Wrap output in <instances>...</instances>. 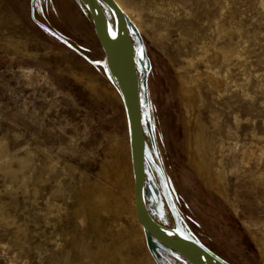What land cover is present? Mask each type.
Wrapping results in <instances>:
<instances>
[{
  "label": "rangeland",
  "instance_id": "374dc122",
  "mask_svg": "<svg viewBox=\"0 0 264 264\" xmlns=\"http://www.w3.org/2000/svg\"><path fill=\"white\" fill-rule=\"evenodd\" d=\"M113 1L126 17L134 49L146 148L143 197L149 213L164 229L179 231L198 244L218 264H264L250 237L257 233L260 238L264 227V87H260L264 84V11L260 1ZM102 8L115 30L114 14L106 5ZM216 22L227 28L228 35L216 33ZM239 30L250 46L246 97L232 91L210 103L222 118L218 128L208 108L200 109L198 117L207 139L224 138L221 154L208 152L213 164L226 173L222 197L212 180L201 177L189 164L177 69L192 58L196 68L203 70L207 58L197 61V51L203 46L210 52L214 47L230 48ZM232 70L239 78L236 67ZM119 157L132 180L126 110L84 3L0 0V206L13 222L0 224V264H67L68 260L78 264L79 243L94 252L96 234L85 216L75 217L77 201L100 182L130 205V189H119L103 177V169ZM154 165L162 174L166 193L152 180ZM167 192L175 214L165 206ZM100 214L106 243L114 242L110 236L120 230L125 238L131 235L129 247L122 249L134 261L144 259L146 249L155 264H188L155 242L130 215ZM112 219L120 222L117 229Z\"/></svg>",
  "mask_w": 264,
  "mask_h": 264
},
{
  "label": "bare ground",
  "instance_id": "6f19581e",
  "mask_svg": "<svg viewBox=\"0 0 264 264\" xmlns=\"http://www.w3.org/2000/svg\"><path fill=\"white\" fill-rule=\"evenodd\" d=\"M259 1H260L261 7L263 8V9L262 8L261 9L264 11V0H259ZM82 3H83V1H82ZM226 9H228V8H226ZM220 19H218V20L221 21ZM213 22H212V24H213ZM222 26H224V25H222ZM222 26L220 25L219 22L215 23L216 33H218V35H222V34L225 35V33H226V35H228V32H227L228 30H226L227 28L224 29ZM231 31H233V30H231ZM112 32L115 34V30H112ZM239 32H240L239 38L230 48L217 49L216 47H214V50L212 52H210V50L205 48L206 46L205 47L203 46V47H201V52L197 51V54L199 53L196 56L197 61L200 58L201 59L207 58V61H204L205 66H204L203 70L196 68L195 61L192 58L191 59L186 58V64H185L186 66H180L177 69L178 78L180 79V89L178 90L179 91L178 94L180 95L179 101H181V104H182L183 109H184L183 112H184V118H185V127H186V132L188 134V141H189L188 146H187L188 147L187 153L189 155V164L201 177L210 178L213 182L212 185H214L218 191L217 193H219V195L222 197L225 196V191H226L225 189H223L224 175L226 173H225V170L223 168H220L221 165L218 167V165L216 166L213 164L214 162H212V159L208 155V152L213 153L215 155L221 154L220 152H221V150H223L222 148L224 146V138H222L223 136L220 138H217L216 136H214L210 139L209 138L207 139L204 135L203 125L200 123V121H199L200 118L198 119V117H200L199 116L200 109L208 108L210 111L211 122H212L214 128H218L219 127V121L222 118L220 119L218 111L216 109L212 108V105L210 106V103H212L215 99L220 97L222 94L224 95L225 93H228V92L233 93L232 91H236V92L238 91V92H240V94L244 98L246 97L245 62H246V58H248V56L246 57V50H247V45H248V44L246 45V42H248V41H246V39L243 37L244 34L242 35V31L239 30ZM220 38H221V36H220ZM247 40H249V39H247ZM217 42H218V39H217ZM230 42H231V40H230ZM205 44H206V42H205ZM253 44H255V43H253ZM199 45H200V43H199ZM218 47H219V45H218ZM226 47H228V46H226ZM263 62H264V60H263ZM232 67H236L237 75H239V78H235V75L233 74ZM185 68L193 69L194 73L192 72L193 73L192 74L190 72L185 71ZM182 70H184V72H186L188 74V79H185L184 76H181L180 71H182ZM260 87H264V84H260ZM220 98H222V97H220ZM222 127H223V125H222ZM228 128H230V127H228ZM221 132H223V131H221ZM227 133H229V129H227ZM227 139H228V137H227ZM225 145H226V143H225ZM232 147H233V145H232ZM128 153H129V148H128ZM242 154H244V153H242ZM145 155H146V148L144 150V156ZM220 157H221V155H220ZM245 157H246V153H245ZM247 158H249V157H247ZM244 160H243V162H244ZM3 161L4 160H2L1 163ZM216 162H217V160H216ZM124 164H125V162L123 163V161L120 157L116 158L114 161V164L111 165L110 168H104L103 167L104 168L103 169V177H104V180L106 179V181H109L110 183H112L113 185L118 187L119 189H122V190L130 189V190H128V191H131V193H130L131 194V200H129L130 205L129 204H128V206L126 205V203L128 201L126 200L125 197L124 198L127 202H125L124 198L119 193L110 190L109 187H107L106 185H103L100 182H96V183L92 184L91 187L89 188V190L86 191L85 195L80 197L78 201L76 200L78 202V205L76 206V216L75 217H82V215H83V216H85V218L88 219V221H89L88 224H89L90 228L93 230V232L96 234L95 237L97 240L96 241L97 242V244H96L97 249L94 252L90 251L87 248V246H86L87 244L82 245L81 243H79L78 245H76V247L78 249V254H79V255L78 254L77 255L81 257V261L78 264H89L90 262L94 263V264H155L154 261L152 260V258L150 257V255L148 254V252L146 251V249H145L146 253H145L144 259H142V260L138 259V260H140L138 262L134 261V259L132 257L127 255L123 251L122 248L125 246L127 247L129 245V241L131 240L130 239L131 235L129 236V238H125L124 236H121V233L124 230L121 231L120 228H119V230L121 232L119 231V233L117 232L116 235L110 236L112 239H114V242L106 243V241L104 240L108 235L106 234V231L104 230L105 228L101 222V219L99 218L100 213H104V214L111 215V216L114 215L115 217H119V218L120 217H126L127 218L130 215L131 217H133L134 219L137 220L136 215H135V210H134V180L133 179L128 180L127 175H126V171H127L128 167L126 168V166H125L126 164L125 165ZM222 166H223V164H222ZM151 173H152L153 178L155 179V181L159 185V187L162 189L163 192L166 193V187L164 184V180L162 178V175H161L159 169L155 165L151 166ZM25 180H26L25 178L22 179L23 182ZM144 180H145V176H144ZM208 182H210V181H208ZM215 188H212V189L215 190ZM123 196H125V195H123ZM224 200H226V199L224 198ZM83 213H85V214H83ZM100 216H101V214H100ZM150 216H151V214H150ZM152 219H153V217H152ZM12 223L13 222H11L4 215L3 207L0 206V224L9 225ZM138 223H139V221H138ZM112 224L116 229L120 226V222L118 223V220H116V219H112ZM139 225H140V227H142L140 223H139ZM137 226H138V224H137ZM168 233L175 238H179V239H183V240H189L188 237H186L185 235H183L179 231H176V232L175 231H168ZM130 234H132V233H130ZM254 234H250V237H251L252 241L256 243L257 251H258L259 255L264 259V249H263V246H264V227H263L262 233L260 234L261 235L260 238H257V236H256L257 233L255 235ZM137 237H139V236L137 235ZM82 238L83 237L81 236L80 237L81 241H83ZM71 239H73V238H71ZM133 240H135V239H133ZM67 258L69 259L68 256H67ZM13 259H15V257H13ZM64 260H65V258H64ZM69 261L70 260H68L67 264H72L71 262L69 263ZM65 262L66 261H64V263ZM62 263H63V261H62Z\"/></svg>",
  "mask_w": 264,
  "mask_h": 264
},
{
  "label": "water",
  "instance_id": "95a60500",
  "mask_svg": "<svg viewBox=\"0 0 264 264\" xmlns=\"http://www.w3.org/2000/svg\"><path fill=\"white\" fill-rule=\"evenodd\" d=\"M92 21L95 37L104 53L105 65L120 91L126 110L134 180V210L143 230L162 247L188 264H218L198 244L175 238L150 216L143 197L144 134L141 123L139 80L126 17L113 0H82ZM102 4L114 14L115 34L105 19Z\"/></svg>",
  "mask_w": 264,
  "mask_h": 264
},
{
  "label": "crops",
  "instance_id": "0c3cea01",
  "mask_svg": "<svg viewBox=\"0 0 264 264\" xmlns=\"http://www.w3.org/2000/svg\"><path fill=\"white\" fill-rule=\"evenodd\" d=\"M160 171V170H159ZM161 173V172H160ZM162 175V174H161ZM163 178V177H162ZM153 182L157 185V187L159 188L160 191H162V189L159 187V185L154 181V179H152ZM165 184V182H164ZM166 187V186H165ZM167 189V188H166ZM167 191V190H166ZM163 192V191H162ZM163 194V193H162ZM164 200H165V206L168 209H171L173 211V207H171V204L169 203V197H168V192H167V197L166 195L164 196ZM173 214H175V212L173 211ZM180 257V256H179Z\"/></svg>",
  "mask_w": 264,
  "mask_h": 264
}]
</instances>
